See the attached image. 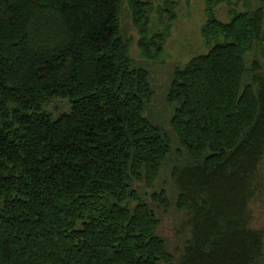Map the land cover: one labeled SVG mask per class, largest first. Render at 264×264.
Listing matches in <instances>:
<instances>
[{
    "label": "trees",
    "instance_id": "1",
    "mask_svg": "<svg viewBox=\"0 0 264 264\" xmlns=\"http://www.w3.org/2000/svg\"><path fill=\"white\" fill-rule=\"evenodd\" d=\"M127 1L143 54L161 50L149 0ZM122 2L0 0V264H259L248 201L264 65L248 57L264 55V6L223 21L215 7L231 1L207 0L201 36L214 42L172 73L169 128L186 161L170 177L190 230L175 257L137 190L155 187L172 140L147 115L154 90L130 56ZM56 98L69 110L53 118L43 106ZM151 199L169 207L163 190Z\"/></svg>",
    "mask_w": 264,
    "mask_h": 264
},
{
    "label": "rangeland",
    "instance_id": "2",
    "mask_svg": "<svg viewBox=\"0 0 264 264\" xmlns=\"http://www.w3.org/2000/svg\"><path fill=\"white\" fill-rule=\"evenodd\" d=\"M176 6L168 10L164 8L163 0H149L151 12L149 14V34L152 38L160 34L163 39L161 50L156 51L151 47L148 55L143 54L137 42L143 37L132 24L128 1L123 0L121 7V30L123 35L130 38V56L137 66L145 68L153 86L154 95L151 98L147 115L158 126H160L172 140L171 153L166 158L160 170V177L154 188L139 185L137 190L140 197L144 199L156 212L160 224L158 234L165 239L168 250L177 256L184 242L189 238L190 230L186 225V214L176 209V194L170 177L173 166L186 161L184 151L178 150L177 144L169 128L170 117L173 112V104L166 101V92L172 79L175 68L182 67L195 55L206 53L214 41L207 42L201 36V28L208 18L206 12L207 0H176ZM223 2L215 7V16L223 21L229 19L232 10L245 11L258 5L264 6V0H242L236 4V0ZM235 3V4H234ZM164 9H167L164 11ZM259 51V50H258ZM264 65V55L259 52L249 53ZM43 110L50 113L53 118L69 110L66 99L56 98L43 106ZM177 149V150H176ZM180 152V153H179ZM163 190L168 198L169 207L164 208L157 202H153L151 194L154 191ZM250 215V228L262 233L263 255L259 264H264V155L258 166L254 178V189L248 201Z\"/></svg>",
    "mask_w": 264,
    "mask_h": 264
}]
</instances>
